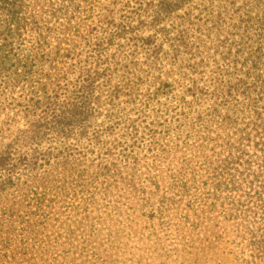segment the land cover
Returning a JSON list of instances; mask_svg holds the SVG:
<instances>
[{
	"label": "trees",
	"instance_id": "16d2710c",
	"mask_svg": "<svg viewBox=\"0 0 264 264\" xmlns=\"http://www.w3.org/2000/svg\"><path fill=\"white\" fill-rule=\"evenodd\" d=\"M3 114L0 264H175L213 213L264 264V0H0Z\"/></svg>",
	"mask_w": 264,
	"mask_h": 264
},
{
	"label": "rangeland",
	"instance_id": "374dc122",
	"mask_svg": "<svg viewBox=\"0 0 264 264\" xmlns=\"http://www.w3.org/2000/svg\"><path fill=\"white\" fill-rule=\"evenodd\" d=\"M168 69H171V68H168ZM175 73H177L176 70H175L174 74H172V76H165L163 78V81L168 82V83H173V80L175 78H177L175 76ZM156 75L158 76L159 74H156ZM156 81H159V80H156ZM152 84H153V82H152ZM146 87H147V85L142 86V88L144 89V93L146 92V89H147ZM128 106H130L129 108H131V105H128ZM136 112H137L136 110L130 109V110H127L125 112V115L127 114L128 116H137ZM5 114H7V113H5ZM5 114H3L1 119H0V122H1L0 123V130L3 128V124L8 119V116H6ZM132 119H134V117H132ZM16 120H17V123H14L10 127V131H7L4 135L6 138V141H9L10 140L9 138L15 136L17 134L18 129H23L25 126V121L22 119V117H18ZM7 128H9V127L8 126L4 127V129H6V130H7ZM123 133H124V131H121V134H123ZM228 133L229 132L227 131V134ZM0 136H2V133H0ZM173 143L175 144V147H173ZM177 143H178V140H176V138H173L171 140V147L175 148L173 150V153L175 155H171V157H173V162L171 163L170 166H173V168L174 167L175 168L181 167L182 164L186 165L187 162H183V160L185 158V155H189V153L185 154V152L181 151L180 148H178L179 146L177 147V145H176ZM209 154L210 153H208V155ZM143 155H144V153L137 155L139 158V165L137 166L138 169L135 171V173L142 175V176L145 175L148 171V168H147V165L145 164V159L143 158ZM165 155L166 154H163L160 157H164ZM196 160L197 159H195V161ZM157 166L159 168L160 164L158 163ZM164 167H167V165L166 166L161 165L162 170L159 169L157 171V175L159 177H161V176L169 177L170 176V175H167L168 174L167 168H164ZM124 173H126V172L124 171ZM127 174L128 173H126V176H127ZM202 174H204L203 171L201 172L200 175H202ZM206 176L209 177V174L206 173ZM206 178H203V180L205 181ZM218 210L220 211V209H218ZM209 215L212 218V220L208 222L209 223L208 236L211 237V242H219L220 243L219 248H218L219 250H217V251H215L214 249L210 250L209 247H205L204 248L205 251L203 252L202 246H200V250H196V244H198V243L192 242L191 241V238H192L191 233L185 232L183 234V236H180L181 239L184 237V240L182 242H180V245H182L183 247H186V250L189 253H193V255L187 254L186 261L179 258L178 262L175 261V264H234L232 262L235 259V254L239 253V240L236 239V236H237L236 232L234 233V231L231 232L230 229L229 230L226 229L222 217H219L218 214L213 213V214H209ZM138 216H140V214H138ZM183 216L186 217V220L191 225L193 224L194 214L192 212L180 213V215H178V218H182ZM132 220H133V218H132ZM175 220L178 221L177 219H175ZM136 223H138V228L145 226L144 224H142L143 219H137ZM191 229H192V227H191ZM192 231H193V229H192ZM173 234H174V238H175L176 233H173ZM186 234H188V236ZM201 236L203 237V235H201ZM137 247L141 250L143 249L140 246H137ZM132 248L134 249V252L136 254H137V252H139V254H142L141 251L137 250L134 247H132ZM148 251H150L155 258V260H153L152 264H166L168 262V259L166 258V256H163L164 250L162 249V247H159L157 245L152 244L148 247ZM216 252H217V254H216ZM126 257L128 258V260H131V256L128 255ZM174 260H177V257H174L172 259V261H174ZM168 264H171V263H168Z\"/></svg>",
	"mask_w": 264,
	"mask_h": 264
}]
</instances>
